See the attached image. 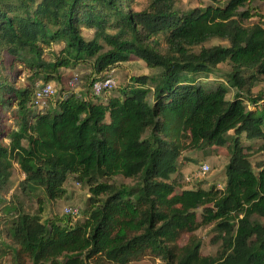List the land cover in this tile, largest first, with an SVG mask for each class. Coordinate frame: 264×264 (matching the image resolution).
Instances as JSON below:
<instances>
[{
    "label": "trees",
    "instance_id": "trees-1",
    "mask_svg": "<svg viewBox=\"0 0 264 264\" xmlns=\"http://www.w3.org/2000/svg\"><path fill=\"white\" fill-rule=\"evenodd\" d=\"M181 1L0 0V259L264 264V160L252 162L244 144L259 140L254 151L264 152V0L192 9ZM133 57L157 73L152 84L141 74L121 90L93 92L95 80ZM224 63L230 69L212 80ZM79 65L90 69L84 93L68 80L53 107V96L47 108L35 104V80L60 82L63 68ZM20 67L33 83H19ZM207 146L227 150L224 186L177 191L183 151ZM15 163L29 195L63 198L69 176L86 184L84 218L72 220L78 207L67 220L43 221L39 196L35 213L15 202ZM208 224L215 254H202L197 236L181 244L183 233Z\"/></svg>",
    "mask_w": 264,
    "mask_h": 264
},
{
    "label": "rangeland",
    "instance_id": "rangeland-1",
    "mask_svg": "<svg viewBox=\"0 0 264 264\" xmlns=\"http://www.w3.org/2000/svg\"><path fill=\"white\" fill-rule=\"evenodd\" d=\"M213 3V0H182L181 4L186 9H192L195 7H205L207 4ZM259 8L264 12V3L259 1ZM221 42L219 40L214 41V43ZM59 46L54 44L52 49H46L47 56L50 51L58 50ZM21 69V76L19 79V83L22 85L33 83L31 80L30 72L26 68ZM230 69V65L228 63L220 64L219 68L214 74H212L211 79L215 80L217 78L224 77V73ZM62 81H53L54 89L56 90L53 97L50 99V107H53L56 103V99L60 94H62L66 90L67 81L74 74H79L80 81L78 82L76 88H73L75 92L84 93L90 79H88L90 75V69L88 67L79 65L76 67L63 68L62 69ZM141 74H149V82L152 84V80L156 76V72L150 70L147 67L146 63L140 58L133 57L125 66L118 67L114 71V82L119 87H125L129 85L131 82V77L141 75ZM42 79L35 80V86L38 83H42ZM121 90V88H119ZM258 88H256L257 90ZM65 90V91H64ZM72 90V89H69ZM118 92L114 91L113 94L116 95ZM234 93L232 90L231 95ZM8 112L6 113V117L8 116ZM6 125H11L10 118L7 119ZM244 139V136H242ZM7 141H9L7 139ZM259 143V140L244 141V144L252 146L250 152V159L252 162H256L257 160H264V152L254 151V146ZM179 170L177 173L173 174V178L177 179L180 186L177 187V191H180L181 188H192V187H209L210 185H216L218 188H222L225 182V166L229 160V156L225 147H217V146H207L201 149H188L184 150L180 157ZM206 162L210 166V170L204 176H198L196 173L199 170V166ZM24 179V174L20 170L18 164H14L13 174L11 177V188L10 193L11 198L14 199L15 202L20 200L21 203L24 204L25 208L32 213H35L38 209L37 196L44 200V212L42 213L43 221H47L50 217L54 215H59L63 217L65 220L69 219V216L66 214L65 209L66 206H76L81 209V216L72 219L82 220L84 218L86 203L88 197L90 195V190L88 186L80 181H78L73 176H69L68 180L65 183V188L67 190L66 195L63 198L57 200H51L48 198L40 189L31 190V195L26 194L24 192L21 183ZM117 181L125 182L126 184L133 185L136 181L130 178H124L121 176L115 177ZM183 184V185H182ZM215 231L213 228V224H208L200 227L199 229L193 232H185L181 237V244L188 242L189 238L192 236H197L202 240L201 253L206 254H215L219 248V243H215L213 241V237L215 235ZM3 238L0 235V239ZM71 254H67L61 258L62 261H65L66 258L70 257ZM12 259L10 255H4L0 259V264H12ZM26 264H32L30 260L26 261ZM130 264H164V261L159 257L154 255H147L140 260H135Z\"/></svg>",
    "mask_w": 264,
    "mask_h": 264
},
{
    "label": "built area",
    "instance_id": "built-area-1",
    "mask_svg": "<svg viewBox=\"0 0 264 264\" xmlns=\"http://www.w3.org/2000/svg\"><path fill=\"white\" fill-rule=\"evenodd\" d=\"M79 79L75 75L71 79H69V85L75 87L78 84ZM117 86L114 82L112 72L106 73L102 76L101 79H97L93 82L92 88L95 94H101V92L105 89H113ZM56 90L54 89V85L52 83H38L36 85L35 90V104L39 108H47L49 106V99L55 94ZM210 170V166L208 163L203 162L199 166V170L196 173L198 176H204ZM65 212L72 215H79L80 211L78 207L66 206Z\"/></svg>",
    "mask_w": 264,
    "mask_h": 264
}]
</instances>
